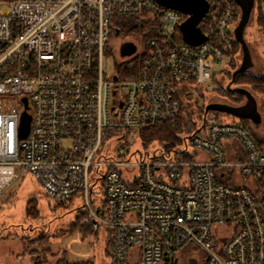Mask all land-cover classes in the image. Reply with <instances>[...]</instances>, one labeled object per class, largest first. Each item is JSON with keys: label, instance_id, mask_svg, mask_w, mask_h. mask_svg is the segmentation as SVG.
<instances>
[{"label": "built area", "instance_id": "built-area-1", "mask_svg": "<svg viewBox=\"0 0 264 264\" xmlns=\"http://www.w3.org/2000/svg\"><path fill=\"white\" fill-rule=\"evenodd\" d=\"M205 1L204 40L191 44L181 28L190 16L156 0H0V197L31 174L60 203L81 198V223L106 232L108 264H180L187 245L204 252L190 256L197 264H264L261 124L211 111L181 152L143 147L131 159L133 133L141 142L142 131L177 124L188 90L234 57L235 2ZM125 17L153 30L121 57L112 40ZM131 58L137 76L121 77L117 61Z\"/></svg>", "mask_w": 264, "mask_h": 264}, {"label": "rangeland", "instance_id": "rangeland-1", "mask_svg": "<svg viewBox=\"0 0 264 264\" xmlns=\"http://www.w3.org/2000/svg\"><path fill=\"white\" fill-rule=\"evenodd\" d=\"M259 3L257 0L245 28L244 38L252 59V66L249 71L261 74L264 73V39L258 26L257 18L259 14L264 15V0L262 4L259 5ZM125 18L130 28L123 33V36L113 37L112 47L115 52L118 43L123 38L131 41L137 40L140 42L141 48L144 46L143 36L131 29L137 22H135V18ZM235 27L236 24H233L231 28L233 32ZM241 58L242 50L240 49V62ZM119 60L121 61V59ZM226 68L227 64L217 65L219 73L216 75V81L210 80L194 89L188 90V94H192L194 98L191 104L192 111L195 112L196 116H200L199 110L204 104L207 105L208 103L221 100L229 102V100L221 97L215 91L218 86H226L229 83L227 76L223 74ZM183 85L189 87L188 83ZM252 94L257 102V110L262 116L260 125V129H262L264 127V95ZM221 121L241 123L240 118L229 114H221ZM131 139L133 140L128 145L132 154L131 159L135 160L136 158L133 154L138 155L139 151L144 152V148L135 133L131 135ZM119 145V143L114 142L110 146V152L113 155L116 154ZM106 148L107 146L105 145L104 150ZM157 149L158 146L155 145L149 151L153 154L157 152ZM237 150L243 152L244 148L238 143ZM229 158L232 159V155H229ZM241 181L245 185L249 184L246 179ZM30 198L37 199L39 215L28 216L26 214L27 203ZM83 206V200L79 197L73 198L72 201L60 203L55 198L44 195L40 183L31 174L16 180L0 197V264H35L34 259L36 256L44 253L47 249L50 252L40 257L41 264H58L60 260L64 259L70 262L80 261L87 254L89 255L87 259L91 264H108L109 258L105 255V250L109 247L105 244L106 232L103 233L102 228L96 233H91L87 229L85 237H83L84 233L80 230L67 232L70 229V224L75 222L80 215L77 208L81 211ZM76 238H80V242L75 241ZM38 240H43L44 243ZM25 243L28 245L27 249L25 248ZM186 255L194 256L200 261L204 256V252L198 247L187 245L178 253L180 264H183V258ZM199 264L202 263L200 262Z\"/></svg>", "mask_w": 264, "mask_h": 264}, {"label": "trees", "instance_id": "trees-1", "mask_svg": "<svg viewBox=\"0 0 264 264\" xmlns=\"http://www.w3.org/2000/svg\"><path fill=\"white\" fill-rule=\"evenodd\" d=\"M234 2V0H232ZM259 5L262 4L263 0H258ZM258 5V7H259ZM238 19V16H236L235 20ZM136 22V20H135ZM258 26L262 32V36L264 39V15L259 14L257 18ZM116 28L123 29L124 32H127L129 30V26L127 24V20L118 22L116 24ZM133 31L138 33L139 35H142L144 39V43L147 42L148 36L150 32L153 30V26L149 24L148 22H142L138 23L136 22L133 27L131 28ZM241 49V46L239 42L236 40L235 36H233V53L234 57L228 62L227 68L224 71V75L227 76L228 80H231L232 73L238 68L239 66V51ZM135 62V64L130 66L131 63ZM116 66L118 68V71L120 72L121 77H129V78H135L137 76V58H131L127 60H121L117 61ZM216 75L215 74L212 78V80L216 81ZM234 87H244L251 91L254 94L257 95H264V73H254L251 71H245L243 73H240L234 82ZM217 94H219L221 97L229 100V102H232L233 104L239 105L244 102L246 97L242 94H239L234 91H229L227 89V85L223 86L220 85L215 90ZM182 98V96H181ZM185 100H183L182 104V111L181 117L178 120V123L175 125H170L169 123H160L159 125L152 127L148 130L141 132V144L145 149L150 148L151 146H158L162 151H176L181 152V149L185 139L188 138L191 134H193L199 127L202 126V120L204 115V109L206 104H204L200 108V116H196L195 112L192 111V100L194 99L192 94H186ZM212 113L211 111L209 114ZM243 124L246 126L249 125L248 120L241 119ZM250 133L252 136L259 142H263V138L258 136V134L253 130L249 128ZM37 199L36 198H30L27 203V209L26 214L28 216H36L39 215L38 207H37ZM79 216L77 217V220L70 224L69 230L67 232H75L80 230L82 233H85L90 230L91 233L98 232V229L96 225L92 222L82 225L81 221L83 218L86 217L87 212L83 209L80 211L78 209ZM88 229V230H87ZM41 241V240H38ZM42 243L43 240L41 241ZM33 245V244H32ZM25 248H28L27 243H25ZM50 252L49 249H47L44 253H40L36 256L34 259L35 264H41L40 257L44 255L45 253ZM63 259V258H62ZM68 260H60L58 264H64Z\"/></svg>", "mask_w": 264, "mask_h": 264}, {"label": "water", "instance_id": "water-1", "mask_svg": "<svg viewBox=\"0 0 264 264\" xmlns=\"http://www.w3.org/2000/svg\"><path fill=\"white\" fill-rule=\"evenodd\" d=\"M159 4L176 9L189 15V19L182 25V32L184 39L191 44H198L204 40L203 34L197 28L198 22L204 16L208 9V4L205 0H156ZM241 8V17L237 23L234 36L239 42L242 50V58L238 68L232 73L231 80L227 84V89L229 91H234L242 94L247 99V104L245 106H233L225 103H208L204 109V116L210 111L222 112L225 114L232 115L241 119H251L253 124L258 127L262 122V116L257 110V102L251 91L244 87H232L235 82L236 77L245 71H248L252 66V59L249 47L244 38L245 28L250 20V15L253 10L254 2L253 0H236ZM137 50V45L133 41L124 42L121 44L120 55L122 57L131 56ZM25 104L27 100L24 99ZM32 116L28 112L26 107L21 114L19 135L21 139H25L30 131ZM193 264H195V259H192Z\"/></svg>", "mask_w": 264, "mask_h": 264}, {"label": "flooded vegetation", "instance_id": "flooded-vegetation-1", "mask_svg": "<svg viewBox=\"0 0 264 264\" xmlns=\"http://www.w3.org/2000/svg\"><path fill=\"white\" fill-rule=\"evenodd\" d=\"M234 2H235V4H236V9H237V12H238V20H237V23L239 22V20H240V17H241V8H240V6L238 5V3H237V1L236 0H234ZM253 2H254V6H253V9H254V7H255V5H256V3H257V0H253ZM253 11V10H252ZM126 19H122L121 21L123 22V21H125ZM123 33H124V31H123V29H117L116 30V34H115V37H120V36H123ZM124 39V38H123ZM122 39V41H120L119 43H118V46H117V52H118V54H119V56H121L120 55V51H121V44L122 43H124V42H128V41H131V40H123ZM122 57V56H121ZM216 103H225V104H229V105H233V106H245L246 104H247V99H245L244 100V102L243 103H241V104H239V105H236V104H233L232 102H227V101H224V100H221V101H218V102H216ZM248 120H251V119H248ZM252 121V120H251ZM183 264H193V261H192V258L190 257V256H185L184 258H183V262H182ZM195 264H197V262H195Z\"/></svg>", "mask_w": 264, "mask_h": 264}]
</instances>
